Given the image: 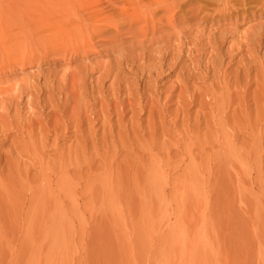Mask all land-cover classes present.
Listing matches in <instances>:
<instances>
[{
	"label": "rangeland",
	"instance_id": "obj_1",
	"mask_svg": "<svg viewBox=\"0 0 264 264\" xmlns=\"http://www.w3.org/2000/svg\"><path fill=\"white\" fill-rule=\"evenodd\" d=\"M140 1L0 0V264H264V0Z\"/></svg>",
	"mask_w": 264,
	"mask_h": 264
},
{
	"label": "bare ground",
	"instance_id": "obj_2",
	"mask_svg": "<svg viewBox=\"0 0 264 264\" xmlns=\"http://www.w3.org/2000/svg\"><path fill=\"white\" fill-rule=\"evenodd\" d=\"M35 1V0H34ZM39 1V0H38ZM54 2H55V4L56 5H58V3L56 2V0H53ZM115 1H118V0H115ZM126 2H127V4H129V5H131V6H134V2L136 3V4H138V3H140L141 1L140 0H125ZM23 2H24V0H23ZM27 2V1H26ZM26 2H24V4L26 3ZM19 4V3H18ZM42 4V3H41ZM46 4V3H45ZM141 4V3H140ZM153 5L155 6V7H153ZM44 5H42V7H43ZM168 6H169V3H168V0H155V1H152V2H148L144 7H147V10H148V12L151 14V15H155V13H156V10H164V11H166L167 9H168ZM23 7V6H22ZM24 7H26V6H24ZM40 8V10L41 11H39L42 15H43V13H47V10H48V8H47V10L46 9H41V6H39ZM45 8V7H44ZM134 8V7H133ZM67 9H69V6H62L61 8H60V10H63V11H66ZM94 9V8H93ZM92 9V10H93ZM98 9V8H97ZM91 10V11H92ZM96 10V9H95ZM95 10H93V11H95ZM121 11H123V10H121ZM90 12V11H89ZM88 12V13H89ZM102 12V11H101ZM0 13H1V9H0ZM100 13V12H99ZM99 13H93L94 14V18L96 19V22H104L105 24H112V22L115 24V25H117L118 23H119V21H121V19H122V16L120 17V18H118L117 19V17H118V15L119 14H117V15H114V14H99ZM60 16H62V15H60ZM65 18V16H63L62 17V19H64ZM95 22V21H94ZM83 24H81V27L79 26V28L77 29L78 30V32H81L82 30H83ZM74 31V33H75V31L76 30H73Z\"/></svg>",
	"mask_w": 264,
	"mask_h": 264
}]
</instances>
